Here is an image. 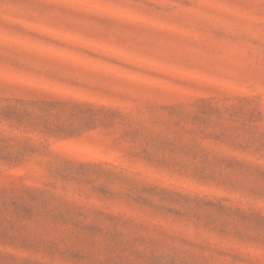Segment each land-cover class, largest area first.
Instances as JSON below:
<instances>
[{
  "label": "rangeland",
  "instance_id": "rangeland-1",
  "mask_svg": "<svg viewBox=\"0 0 264 264\" xmlns=\"http://www.w3.org/2000/svg\"><path fill=\"white\" fill-rule=\"evenodd\" d=\"M0 264H264V0H0Z\"/></svg>",
  "mask_w": 264,
  "mask_h": 264
}]
</instances>
